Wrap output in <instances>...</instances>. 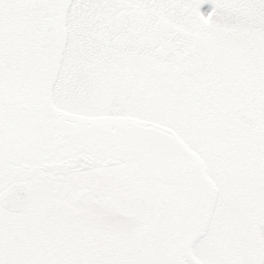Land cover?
<instances>
[{
  "label": "snow or ice",
  "instance_id": "snow-or-ice-1",
  "mask_svg": "<svg viewBox=\"0 0 264 264\" xmlns=\"http://www.w3.org/2000/svg\"><path fill=\"white\" fill-rule=\"evenodd\" d=\"M0 264H264V0H0Z\"/></svg>",
  "mask_w": 264,
  "mask_h": 264
}]
</instances>
